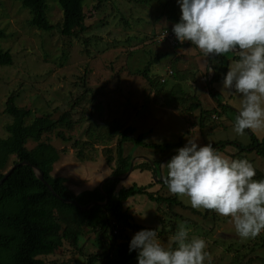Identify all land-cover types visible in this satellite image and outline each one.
Masks as SVG:
<instances>
[{
  "label": "rangeland",
  "instance_id": "rangeland-1",
  "mask_svg": "<svg viewBox=\"0 0 264 264\" xmlns=\"http://www.w3.org/2000/svg\"><path fill=\"white\" fill-rule=\"evenodd\" d=\"M47 2V16L54 26L45 31L29 25V9L20 0H0V28L6 32L0 46L9 50L13 58L11 65H0V137L7 135L4 125L12 120L3 109L6 98L13 93L17 105L31 109L26 122L46 112L54 117L70 112L74 124L62 130L72 139L86 140L80 148L90 160H79L71 141L60 139L54 131L43 134L41 139L58 149L63 163L56 164L66 171L71 182L77 177L96 179L97 175L111 172L113 163L107 164L105 150L110 148L108 152L116 156V137L105 138L116 123L117 130L126 125L136 131L143 129L146 142L179 139L184 145L186 136L198 138L199 144L227 142L218 153L229 159L239 156L249 160L255 168L254 179L257 172L264 174V157L250 149L237 153L239 145L251 142L250 132L260 136L257 129H245L243 134L234 132L238 107L233 103H239L238 96L234 94L233 100L217 105L208 92L206 80L213 75V71L207 72L210 55L205 57L190 42L176 46L163 38V31L172 29L174 24L167 18L170 2L180 16L176 0H100L98 8L94 7L97 0H84L85 29L72 37L60 33L62 10L58 2ZM234 54L217 56L215 70L228 67ZM146 65L152 84L141 74ZM212 86L221 96L222 83L217 81ZM191 104L199 106L190 111L187 108ZM201 108L208 111L200 118ZM35 143L27 139L25 146L31 148ZM124 150L133 156L151 153L157 160L162 158L151 148L134 147L131 143H124ZM14 160L11 155L0 172L4 173ZM59 172L53 170L52 174ZM134 182L142 185L145 180L130 175L119 181L118 188ZM166 190V186L162 188L161 195L173 194ZM173 195L198 212L177 205L168 209L166 203L157 204L144 195H136L142 200L139 205L144 211L135 214V222L152 225L165 246L183 224L189 237L206 241L205 264H264V230L255 237L241 238L230 217L215 211L204 216V208H193L186 196ZM136 231H119L117 241L130 240ZM104 248L97 232L84 229L76 247L63 241L55 251L38 258L43 264H89V256L102 253ZM93 264H102V259L98 257Z\"/></svg>",
  "mask_w": 264,
  "mask_h": 264
},
{
  "label": "trees",
  "instance_id": "trees-1",
  "mask_svg": "<svg viewBox=\"0 0 264 264\" xmlns=\"http://www.w3.org/2000/svg\"><path fill=\"white\" fill-rule=\"evenodd\" d=\"M21 4L29 9V25L39 30L48 31L53 28L47 16V0H20ZM62 10V19L60 23V33L64 36L72 37L78 35L79 31L85 29V13L83 8L84 0H56ZM94 6L98 8L100 0H97ZM169 12L168 19L178 22L180 16L174 9V3L170 2L167 7ZM6 32L0 28V39L4 38ZM189 41L181 43L178 41L176 46L185 45ZM210 55L209 61L213 68V75L206 80V85L211 98L217 105H222L217 98L216 91L212 84L221 81L226 74L227 66L222 67L218 72L217 66L213 63L217 56ZM236 54L232 59H237ZM13 62L12 54L9 50L0 46V65H11ZM210 66V64H209ZM148 65L144 72L147 81L152 84L153 81L148 75ZM147 70V72H146ZM15 94H10L4 104L3 112L11 116L12 120L4 125L7 132L5 137H0V170L6 167L7 161L11 155L15 156L12 164L21 160H27L43 171L44 178L61 197L75 199L80 205H85L91 201L105 200L104 195L98 190L97 186L91 189H83L74 192L66 183L63 176L53 175V165L59 158L58 149L48 140H42L45 133L55 132V135L64 141H71L72 146L76 148V156L79 160H90L85 158L83 150L80 148L85 141L72 139L66 136L63 128H71L74 124L69 111H63L57 117L50 112L34 116L29 122L27 117L31 114V109L19 106L15 103ZM198 104H191L187 109L194 110ZM200 118L208 110L199 109ZM215 110V108H214ZM117 124V123H116ZM112 125L106 135V140L116 137V156L112 157L106 149L105 154L107 164L113 163L109 175L124 174L133 157L132 153H125L124 143H131L134 147H148L165 156L174 153L175 149L182 146L178 142L147 143L143 140V133L134 135L135 128L131 125L123 126L117 130V126ZM88 128L85 130L87 132ZM249 131V130H248ZM251 142L247 146H238V152L241 153L250 149L257 155L264 157V136L258 139L250 132ZM34 140L35 145L31 148L25 146L26 140ZM227 142H217L213 147L218 152L223 150ZM239 158V156L235 157ZM234 159V158H232ZM153 163L158 161L151 159ZM150 170L151 166L146 160H138L133 165V170ZM3 172H0V178ZM257 179L264 178V174L257 172ZM119 180L106 179L102 184V191L107 197L103 206L92 205L86 210H81L71 203H65L54 196L46 185L40 181L33 169L29 165L16 166L7 178L0 184V264H43V260L38 258L40 255L52 253L60 247L63 241L70 246L76 247L80 235L84 229L97 232L99 238L104 241L105 248L102 253L89 256V264L100 257L102 264H137V252L128 251L129 239L119 240V231L122 233L126 228L140 230L150 228L136 223L123 202L136 194L146 195L151 201L157 204L166 203L170 209L173 205L190 209L192 212H198L195 209L185 206L178 201L176 196H162L149 192L148 188L155 183L166 186L163 180L151 181L145 185L135 183L128 187L117 188ZM213 213V210L205 209L203 215L207 216ZM111 220L117 224V234L112 233Z\"/></svg>",
  "mask_w": 264,
  "mask_h": 264
},
{
  "label": "clouds",
  "instance_id": "clouds-1",
  "mask_svg": "<svg viewBox=\"0 0 264 264\" xmlns=\"http://www.w3.org/2000/svg\"><path fill=\"white\" fill-rule=\"evenodd\" d=\"M176 3L180 18L172 31L178 41H189L205 57L230 52L238 57L222 78V90L239 98L234 132L264 128V0ZM212 71L208 65L207 72ZM161 168L166 169L162 179L170 193L186 196L193 208L230 217L239 237H255L264 230V178L254 179L255 168L249 160L229 159L212 144H199L198 138L186 136V143ZM205 249L206 241L189 237L183 224L166 246L157 229L150 228L136 231L128 244L129 252H137V264H205Z\"/></svg>",
  "mask_w": 264,
  "mask_h": 264
},
{
  "label": "crops",
  "instance_id": "crops-1",
  "mask_svg": "<svg viewBox=\"0 0 264 264\" xmlns=\"http://www.w3.org/2000/svg\"><path fill=\"white\" fill-rule=\"evenodd\" d=\"M235 59H233V61H234ZM220 83H222V80L220 81ZM217 91V90H216ZM232 91H234V89L232 90ZM234 94L235 93H228L227 91H223V92H221V96L219 95V97L217 96V98L219 99V101H220V103L223 105V103H225V102H227V100L228 101H231V100H233V96H234ZM216 95H217V93H216ZM239 104V103H238ZM238 104L236 105V104H234L233 103V105L234 106H236V107H238ZM142 131H144L143 129H140L139 131H136V129H135V132L136 133H143V140H144V135H145V133L144 132H142ZM257 131H259V134H260V136H257V135H255L258 139H260L261 138V136L263 137L264 136V128H261V129H257ZM181 138V137H180ZM145 141V140H144ZM178 141H180L179 139H178ZM177 141V142H178ZM146 142V141H145ZM147 143H157V142H147ZM161 143V142H160ZM182 144V143H181ZM183 146V145H182ZM141 147V146H140ZM152 150V149H151ZM223 150H224V148H223ZM154 151V150H153ZM154 152H156V151H154ZM159 153V152H158ZM170 154V153H169ZM136 156H141V155H136ZM145 156H147L148 158H150V159H153L154 161H158V164H155V165H159L160 164V166H161V164L162 163H166L168 160H166L165 162H163L162 161V158L164 157V156H162V158L160 159V160H157V159H155L154 157H153V155L151 154V153H147V155H145ZM134 157V156H133ZM138 160H142V159H138ZM138 160H136V161H138ZM135 161V162H136ZM59 162V165L61 164V163H63V160L61 161V155H59V158H58V160L54 163V165H53V170H60V172L59 173H57V174H55V175H57V176H63V177H65L66 178V183H67V185H68V187L70 188V189H72L74 192H79V191H81V190H83V189H91V188H93L94 186H97L98 185V183H99V181H100V179L102 178V177H105V176H107V175H109L110 173L108 172V171H106V173L105 174H101V175H97V177H96V179H94L93 177H89V178H86V177H82V178H80V177H77L76 178V180H74V181H70L69 179H68V176H66V171H64L63 169H62V167L61 166H58L56 163H58ZM61 162V163H60ZM134 162V163H135ZM134 165V164H133ZM161 171H162V168H161ZM64 172L66 173V174H64ZM162 174H163V172H162ZM166 174V169L164 170V174L163 175H165ZM130 175H134L135 176V178L136 177H143L144 178V180H145V182L142 184V185H145V184H148V183H150L151 181H155L154 179H153V174H152V172H151V169L150 170H140V169H135V170H133L132 169V171L124 178V179H126L127 177H129ZM124 179H122V180H124ZM119 181H121V180H119ZM157 181V180H156ZM159 181V180H158ZM135 183V182H134ZM133 184V183H132ZM136 184V183H135ZM118 185H119V183H118ZM118 185H117V188H118ZM165 186H162V185H160V183H155V184H153L151 187H149L148 188V191L149 192H153V193H155V194H160L161 195V191H162V188H164ZM166 188H167V186H166ZM158 191H159V193H158ZM166 191H168V189L166 190ZM136 195H143V194H136ZM136 195H134V196H131V197H129L126 201H124L123 202V207L124 208H126L127 210H128V212L131 214V216L133 217V220L135 221V214H141L143 211H144V207L143 206H140L139 205V202L140 201H142V200H138V198H136L135 196ZM145 196V199H148L147 198V196L146 195H144ZM162 196H174L173 194L171 195V194H164V195H162ZM149 200V199H148ZM186 210H188L187 208H186ZM139 224V223H138ZM142 225V224H141ZM152 225H148V227H151ZM123 240H125V239H123Z\"/></svg>",
  "mask_w": 264,
  "mask_h": 264
},
{
  "label": "water",
  "instance_id": "water-1",
  "mask_svg": "<svg viewBox=\"0 0 264 264\" xmlns=\"http://www.w3.org/2000/svg\"><path fill=\"white\" fill-rule=\"evenodd\" d=\"M174 153H175V152H174ZM174 153H170V154L165 155V156L162 158V161L165 162V161L168 160V159H169ZM138 159L146 160V161L149 162V164H150V166H151V172H152V174H153V179H154L155 181H156V180H159V181L163 180V179H162L163 174H162V171H161V166H160V164H159V165H155V164L153 163V161H152L150 158H148L147 156H134V157L131 158V160H130V164H129V168H128V170H127L124 174H122V175H109V176H107V177H105V178H103V179H101V180L99 181V183H98V185H97V188H98V190H99V191L104 195V197H105V200H104L103 202H100V201H91V202H89V203H87V204H85V205H80L75 199L61 197L59 194L56 193L55 190H53V188L51 187V185H50V184L48 183V181L44 178V176H43V171H42L39 167L33 165L32 163H30V162L27 161V160H21V161H19V162H16V163L12 164V165H11V166H10V167H9L4 173H3V175L1 176V178H0V184H1V183L7 178V176L11 173V171H12L16 166H18V165H29V166L33 169V171H34L36 177H37L40 181H42L44 185L47 186V188L51 191V193H52L54 196H56L57 198H59L61 201L65 202V203H71V204H73L74 206H76L77 208H79V209H81V210H86V209H88L89 207H91L92 205L103 206V205L106 203V201H107V197H106V195H105V194L103 193V191H102V184H103V182H104L106 179H117V180H122V179H124V178H125V177H126L131 171H132V169H133V164H134V162H135L136 160H138Z\"/></svg>",
  "mask_w": 264,
  "mask_h": 264
},
{
  "label": "built area",
  "instance_id": "built-area-1",
  "mask_svg": "<svg viewBox=\"0 0 264 264\" xmlns=\"http://www.w3.org/2000/svg\"><path fill=\"white\" fill-rule=\"evenodd\" d=\"M162 36L164 38H167L172 45H176L178 43V40L175 37L172 29H165L163 31ZM162 80L164 81V78H162ZM212 117H215V116H212ZM111 226H112V233L117 234L118 233L117 224H116V222L114 220H111Z\"/></svg>",
  "mask_w": 264,
  "mask_h": 264
}]
</instances>
